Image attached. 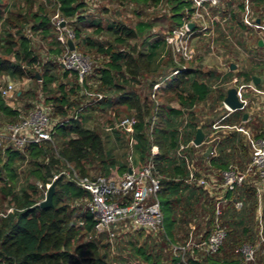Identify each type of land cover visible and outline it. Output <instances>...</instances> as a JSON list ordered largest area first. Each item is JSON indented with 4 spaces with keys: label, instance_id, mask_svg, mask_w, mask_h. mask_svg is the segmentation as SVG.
Masks as SVG:
<instances>
[{
    "label": "trees",
    "instance_id": "16d2710c",
    "mask_svg": "<svg viewBox=\"0 0 264 264\" xmlns=\"http://www.w3.org/2000/svg\"><path fill=\"white\" fill-rule=\"evenodd\" d=\"M134 1L158 5L164 0ZM166 2L171 8L170 18L155 16L147 20L142 19L134 26H127L119 21L104 25L101 20L92 18L90 24L95 26V30H105L111 37V40L103 44L81 33L83 27L80 24L86 22L87 18L78 14V11L85 6L84 1L57 0V8L64 19L73 18L78 21L72 28L75 32L76 48L81 52L82 47H96L97 51L106 55L102 65L95 66L94 70L92 68L81 82L76 71L64 68L58 60L59 54L67 51V46L57 38L56 32L59 33V30L49 17L46 3L42 0H0V77L7 73L19 80L34 78L48 95L46 101L53 117L60 116L62 119L61 122L53 121L52 141L31 144L23 149L10 145L0 147V194L3 193L9 198V210L0 213V264H108L110 242H105L103 237L109 236L96 235L93 215L84 210L81 203L72 205V201L81 200L82 197L89 196V193L68 179L61 170L67 164H72L82 174L89 175V165L97 162L102 168L101 174L121 177L129 166L123 163L115 166V159L106 161L108 152L102 135L96 129L85 125L80 118V109L72 95L82 85L88 93L93 91L102 95L96 99L97 105L102 104L101 100L105 102L112 98H108V92H120V102L137 112L133 113L138 118L132 135L133 150L137 156L133 165L136 164L140 168L149 157L151 146H157L155 162L161 179L159 198L164 214L163 230L168 241L175 243L183 235L184 241L198 237L195 231L201 225L189 223V230L185 229L184 225L190 222V217H186L183 210L193 209L194 205L200 202L207 206L210 214L204 222L208 229L202 235L203 240L213 231L217 217L226 227V238L217 252L196 258L192 255L194 253L190 252L196 248L191 247L184 255L181 253L174 257L173 264H239L234 259H221L217 257V253L230 241L235 242V254L243 257L238 249L244 244L243 240L254 235L255 227L252 221L255 220V213L260 204L263 207L264 223V192L259 196L256 187L247 178L234 190L225 191L227 201L221 206V213L217 216L216 201L208 196L207 190L187 181L192 172L189 164L195 167V176L201 175L197 171L199 162L194 160L197 146L190 142L198 127L203 129L206 137L207 132L213 129L214 123V119L210 120L205 109V112L200 114V111L193 108L202 101L207 105L212 104L213 110L217 111L216 107L223 108L224 88L234 71L219 73L213 69H204L195 63L187 64L186 70L166 78L179 64L173 57L165 34L168 30L181 26L185 20L191 19L195 0ZM208 7L210 10L215 8L210 5ZM159 24H169L163 36L153 31V27ZM37 34H41L48 41V52L53 53V60L43 62L36 54L33 36ZM256 48L259 54L264 51L263 47ZM162 67L163 70L159 71ZM261 70H264V59L251 63L248 69L238 72L237 76L239 79L243 77L244 80H251L252 75L262 73ZM142 72L152 75L149 83L152 90L156 81H165V85L159 89V93L166 95L164 103L157 104L154 100L155 106L150 107L147 101H142L136 91H124L126 85L136 81ZM217 84L219 86L215 89ZM67 85L70 87L67 88ZM257 86L261 87L262 83ZM34 94L35 91L30 88L17 93V97L23 99L24 106L20 108L10 105L0 91V122L20 120L24 115L23 110L27 115L33 107L31 97ZM172 102H177L178 106H174ZM155 114L157 119L151 129L150 122ZM243 114V109L234 110L219 119V123L245 125V122H242ZM220 116L222 117L219 114L218 118ZM207 121L209 123H206ZM259 135L264 136L261 132ZM55 137L59 143L55 142ZM182 144L185 147L181 149ZM204 144L205 142L199 146ZM210 146L215 147L217 153L214 154L213 150L207 157L203 153L200 157L203 160L209 159L210 166L220 172L230 165H236L231 162L247 149L243 135L236 128L204 149ZM19 161L26 170V173L22 172L24 178L19 170ZM242 167L241 169H246L245 166ZM59 173L55 178L54 205L41 207L39 203L44 199L45 193L37 183L31 182L30 178L35 177L37 181L46 184L54 181V176ZM248 176L253 175L250 173ZM20 181H24V185L18 187ZM235 200L244 202L241 209L236 208ZM82 219L85 221L83 225L79 223ZM188 251L191 257L186 259ZM137 252L151 264L163 262L158 257H152V252L142 247H139Z\"/></svg>",
    "mask_w": 264,
    "mask_h": 264
},
{
    "label": "rangeland",
    "instance_id": "374dc122",
    "mask_svg": "<svg viewBox=\"0 0 264 264\" xmlns=\"http://www.w3.org/2000/svg\"><path fill=\"white\" fill-rule=\"evenodd\" d=\"M42 1L46 3L47 8H45L49 12V17H51L53 23L57 18L63 17L57 8V0ZM82 1L85 2V6L82 10L78 11V14L85 15L87 19L86 22L80 24L83 27L81 33L83 36L88 35L92 39H96L103 44H106L109 40H111V37L109 36V33L103 29V31L98 32L95 30V26L90 24L91 19L94 17L101 20L104 25L112 21H119L125 23L127 26H134L136 22L142 19L147 20L155 16H168L170 18L169 15L171 8L167 4L166 0L162 1L158 5L150 2L138 3L134 0ZM208 8V6L205 8L208 27L202 32H195L191 43L194 49L193 58L188 61L184 60V62L193 65L195 63H198L201 65V67L203 66L204 69H213L219 73H225L228 70H231V67L229 66H231V63H235L236 68L233 70L234 74L228 81V85L237 86L239 91L241 92L242 98L244 100H250L251 96L247 97L245 92L247 91V86L252 85L253 83L244 80L243 77L239 79L237 74L239 71L248 69L249 66H251V63L258 62L260 59H264V51L259 54L257 52L258 48H256H264V0H262L261 2L259 0H221V2L217 6H215L213 10H210ZM65 19L63 21V25L66 24V29L74 28L76 25H74V23L78 22L73 20V18ZM257 19H259V21H257ZM169 24L155 25L153 27V31H156L163 36V33L169 27ZM28 31L31 32L30 30ZM56 33L58 34V32ZM260 40H262V44H259ZM33 47L36 54L41 60H43V62L49 59L53 60V53L48 52L49 43L47 40H45V38L41 36V34L33 36ZM80 50L82 54L84 53L90 58L93 70L95 69V66L102 65L103 61L105 60L106 55L104 54V52L97 51L96 47L85 46V48L82 47ZM65 53V51L60 53L58 60L61 61ZM162 70L163 67L159 71ZM260 72L262 73H259L258 75L263 77L264 70H261ZM151 76L152 75L148 72L140 73L137 80L133 81L131 85H126L124 90L136 91L140 95L142 101H147L150 107L155 106V103H153L154 97L159 103H164V97H166L163 92L159 93V90L156 91V96H153V90L149 85ZM9 81L15 82L16 92L13 96L5 98L8 103H11V105L14 107H23V99L17 97V93H19L21 90L26 91L30 88L35 91V94L33 97H31L33 107L29 111L35 109H43L49 113V117L52 122L62 121L60 116L53 117L48 102L46 101L48 95L41 89V86L37 81L34 80V78L26 77L19 80L18 78L11 77L7 73H3L0 77V86L7 84ZM94 86L96 87V85ZM218 86L219 85L217 84L215 89H217ZM69 87L70 85H67V88ZM85 93L87 94L85 95ZM120 94V92L119 94L108 92V98H112L105 102H102L101 100L102 104L97 105L96 99H98L100 95L95 94L93 91L88 93L85 90V87H83L82 85L79 89H77L76 93L72 95V99L76 102L80 109L78 110V114L79 116L81 115L80 118L82 119L84 124L96 129V131L102 135L105 142V148L108 152L106 161L115 159V166H117L118 163H123L130 166L133 165V162L135 163V159L137 158L136 153L133 150V141L131 142V133L126 131L122 127H118L116 123L119 117L137 112L130 110L125 104L120 102ZM260 94L264 96V90L260 89L259 87V89L256 90L255 94V98L257 101L264 100V98H262ZM172 104L176 105L177 102H172ZM211 107L212 104L207 105L202 101L197 103V105L193 109L200 111V114L207 111L210 120L214 119L215 122L216 118L221 113L219 112V108L216 111ZM223 109L224 111H229L225 106L223 107ZM23 113V116H26V112H24V110ZM206 123L209 122L207 121ZM3 124V122H0V126ZM260 126L261 124L257 123L256 128H259ZM255 132L256 136L254 138L253 136L250 139L247 138V136L246 138H244L247 147L246 152L238 155L231 162L239 166L240 169L243 168L242 166H245L244 168H247L254 153L255 142L259 137H261L258 130H256ZM55 140V142L59 143L57 137H55ZM206 145L207 144L205 142L204 145L196 148V151H194V160L196 162H199V166L201 165L200 173H202V176H205L210 180V175L213 174L218 179H220L221 177L222 182V175L220 174L222 173V171L220 172L219 170L211 167L207 160H203L200 157V155L202 154V149H204ZM243 157H245L244 160L242 159ZM18 164L19 166L21 165L20 161ZM133 166L138 168L136 164ZM199 166L197 163L198 168ZM89 168V175L91 176L100 174V170H102L101 166L97 162L89 165ZM19 170L23 177V173H26V170H24V165H21ZM69 170L70 164H67L62 168L61 171L68 172ZM251 174L253 176L256 175L254 177L256 178V180H259L258 176H260V174L258 172H252ZM247 178L250 177L247 176ZM30 181L37 183L35 177H31ZM214 181V179L213 181L210 180V182L212 183H214ZM23 185L24 181H20L18 183V187H21ZM218 188L219 190H222L221 186H218ZM204 189L207 190V188ZM221 194L223 198L226 197L225 192H221ZM8 199L9 198L6 197L5 194H0V213H5L7 210H9V207H7ZM88 201L89 196H84L81 200L72 201V205L81 203V206H83V209L85 210ZM216 204L218 205V203ZM219 205L220 207L224 206V204L222 205L221 203H219ZM5 207L7 208L5 209ZM206 207L207 206H205L204 203L202 204L200 202L194 205L193 209L183 208L185 209L183 210L185 212L182 213L186 215V217H190V222L184 225L185 229L189 230V223H192V225H201L200 227L198 226L199 229L197 228L195 231L198 237L189 241L183 240L185 239V237H183L184 235L181 237L182 239H178V241H176L175 243L171 242L170 240L168 241L167 237L164 234L163 228L159 230L140 231L135 230L129 221H126L127 223L123 222L122 224L118 223L114 226V230L116 232L115 236H113L112 238L103 237L105 242H110L108 264H151L149 260L139 255V253L137 252V249L139 247H142V249H145L148 252L151 251L152 257H158L159 259H162V264H173V258L178 257L181 254V252L176 247L185 246L187 243L203 241L204 238L202 237V235L206 233L208 229V227L204 226V222L210 216ZM262 215L263 207L260 210L257 207L255 220L252 221L255 227V231L253 233L254 235L251 236L250 239L243 240L244 243L252 244L255 248H257L255 256L252 259H246L243 253V257L236 255L234 252L235 242L232 243L230 241H227L224 248L219 253H217V257L221 259L227 258L228 260L234 259L238 261L239 264H264V244L260 241L261 232L264 233V223ZM194 250L195 251L190 252L194 253L195 255H192L196 258L203 257L207 253L203 249L196 248ZM190 252H187L186 259L188 257H191Z\"/></svg>",
    "mask_w": 264,
    "mask_h": 264
},
{
    "label": "built area",
    "instance_id": "2783aa9c",
    "mask_svg": "<svg viewBox=\"0 0 264 264\" xmlns=\"http://www.w3.org/2000/svg\"><path fill=\"white\" fill-rule=\"evenodd\" d=\"M220 2L221 0H195L191 19L185 20L181 26H177L165 34V39L171 46L173 57L179 64L166 78L177 75L187 69V63L180 60L188 61L193 58L194 49L191 43L194 34L195 32H202L208 27L205 8L208 5L217 6ZM63 21V17L54 21L56 27L60 30L57 36L58 40L65 42L67 46V51L61 60V64L66 69L76 71L79 81L82 82L92 69L91 60L77 48L74 50L69 48L67 40L69 38L74 40L75 32L72 28L66 29V24L63 25ZM191 22L194 23L192 28L189 26ZM164 85V80L156 81L153 96H156V91ZM0 91L5 98L13 96L16 92L15 82L9 81L7 84L0 86ZM153 99L157 104L159 103L155 97ZM224 105L229 111H233L225 103ZM156 119L157 115L155 114L150 122L151 129ZM137 122V116L130 114L120 117L116 124L131 133L132 142V134ZM53 125L54 123L51 121L47 111L43 109L32 110L28 115L21 117L20 120L7 122L0 126V147L10 145L14 148L23 149L31 144H42L44 141H52ZM235 128L240 131L245 130L242 124ZM190 144H194L193 140H191ZM184 147L185 145L182 144L181 149ZM157 153L158 148L153 144L145 163L140 168L130 165L132 172L127 170L121 177H109L101 173L96 176L82 174L78 168L71 164L68 172H62L68 179L73 180L79 187L89 193V201L85 210L93 215L96 235L107 234L112 238L116 234L114 226L118 223H127L126 221H129L135 230H159L163 228L164 214L159 198L161 179L155 162ZM192 166L193 164H189V168H192ZM252 172H258L264 178V136L256 140L254 153L247 168L241 170L237 165H230L227 169L222 170V182L219 186H221L223 192L234 190L244 183L248 174ZM194 173L195 171L192 170L187 178L189 183H194L204 188H213L215 186L207 177L195 176ZM59 175L56 174L54 179ZM51 183L43 184L41 181H37L38 187L44 191L45 195ZM243 205L244 202L242 200H235L236 208L241 209ZM220 213L221 207L218 203L216 215L218 216ZM84 222V219L79 221L82 225ZM226 235V227L221 224L217 217L216 225L207 239L201 242L187 243L185 246L176 248L182 255L191 247L203 249L210 254L215 253L219 250ZM260 238V241L264 244L263 232H261ZM256 249L252 244L244 243L238 250L243 253L246 259H252L255 256Z\"/></svg>",
    "mask_w": 264,
    "mask_h": 264
},
{
    "label": "crops",
    "instance_id": "0c3cea01",
    "mask_svg": "<svg viewBox=\"0 0 264 264\" xmlns=\"http://www.w3.org/2000/svg\"><path fill=\"white\" fill-rule=\"evenodd\" d=\"M231 70H234V69H231ZM255 75H258V74L255 73ZM258 76L260 77V82L262 83V86L260 87V89L264 90V76L263 77L260 75H258ZM246 81L252 82L253 84L248 85L247 91L245 92L247 97L251 96L250 100H248V99L244 100L241 96V92L239 91L240 98L243 101H245V106L241 109H243L244 112L248 113L247 120H243V118H242V122H245V125L242 124L244 126L245 130H242V131L239 130V131L242 135H244V138H246V136H247V138L250 139L252 136H253V138L256 136V132H255L256 130H258L259 133L261 132L262 135H264V100L257 101L255 98L256 90L259 89V86H257V85L260 82L258 84H256V83H254L252 78H251V80H246ZM229 86H231V85H228V81H227L226 86L224 88V94L225 95H226L227 88ZM261 96H262V98H264L263 95H261ZM261 102H262V104H261ZM9 104L11 105V103H9ZM222 104L224 107L225 105H224L223 100H222ZM174 106H178V103ZM216 109H218V107H216ZM219 112H221L222 117L221 116L219 118L217 117L218 119H216V121L212 124L213 129L210 130L209 132H207L206 140H204V142H206V144H207L206 146H208L213 141H218L221 138H224L226 135H228V133L230 131L234 130L236 126L241 124V123H238V124H220L219 119L228 116L230 113H232V111H224V109L221 107V109L219 108ZM207 116H209V115L207 114ZM257 123L261 124V126L259 128H256ZM250 132L253 135H251ZM199 147L197 146L196 148H199ZM207 149H202V153L204 155H205V152ZM213 150H215L214 154H216L217 150L215 147H213ZM195 151H196V149H195ZM206 160L210 164V161L208 159H206ZM200 167H201V165L199 166V168L197 167V171H199V172H200ZM200 176H202V173ZM254 176H256V175H254ZM254 176L249 178V182L252 183L256 187L257 193L260 196L261 193L264 192V178L258 176L259 180L256 181V178ZM213 179L215 180L214 181L215 186L213 188H211V187L207 188L208 196H210L213 201H216V203H221L223 205L227 201V199H226V197L223 198L221 196L222 195L221 192L223 193V191L219 190V188H218V186L221 182V177H220V179H218L215 175L211 174L210 180L213 181ZM261 206H262L261 204L258 206L259 210L262 208Z\"/></svg>",
    "mask_w": 264,
    "mask_h": 264
},
{
    "label": "water",
    "instance_id": "95a60500",
    "mask_svg": "<svg viewBox=\"0 0 264 264\" xmlns=\"http://www.w3.org/2000/svg\"><path fill=\"white\" fill-rule=\"evenodd\" d=\"M257 21H259V19H257ZM189 26L191 28L194 27V23L193 22L189 23ZM67 42H68L69 48L71 50H74L76 48L74 41L71 38H69L67 40ZM259 44H262V40L259 41ZM235 68H236V64L231 63V69H235ZM37 75H38V77H40L39 72H37ZM252 79H253L254 83H256V84H258L260 82V77L258 75L254 74L252 76ZM223 101L231 110L241 109L245 106V101H243L240 98L239 89L235 85L229 86L227 88L226 95L224 96ZM247 118H248V113L244 112L243 120H247ZM204 139H205V132L203 131V129L201 127H198L196 134L193 138V142L195 145L199 146L204 142ZM212 150H213V147L210 146L206 150L205 155L206 156L209 155L212 152ZM192 168H193L192 170L195 171V167L192 166ZM128 170H129V172H132V167H129ZM55 186H56V179H54V181H52L51 185L49 186V188L47 190V193H46L44 199H42L40 201L39 204L41 207H50V206L54 205L53 204V195L55 193Z\"/></svg>",
    "mask_w": 264,
    "mask_h": 264
}]
</instances>
